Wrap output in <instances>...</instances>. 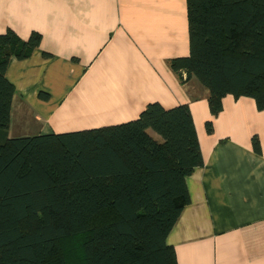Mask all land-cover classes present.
I'll list each match as a JSON object with an SVG mask.
<instances>
[{"label":"trees","instance_id":"1","mask_svg":"<svg viewBox=\"0 0 264 264\" xmlns=\"http://www.w3.org/2000/svg\"><path fill=\"white\" fill-rule=\"evenodd\" d=\"M187 16L189 54L171 69L202 80L212 116L227 95L264 110V0H187ZM40 43L38 32L0 33V264H179L167 238L190 203L186 178L204 164L189 105L151 102L117 124L9 136L8 64ZM252 146L261 152L257 136Z\"/></svg>","mask_w":264,"mask_h":264},{"label":"crops","instance_id":"2","mask_svg":"<svg viewBox=\"0 0 264 264\" xmlns=\"http://www.w3.org/2000/svg\"><path fill=\"white\" fill-rule=\"evenodd\" d=\"M8 30L41 34L8 64L9 136H18L16 115L40 123L38 133L67 132L132 120L151 102L187 103L204 164L186 178L190 203L167 242L179 264H264V110L227 95L212 116L202 80L171 69L190 50L187 0H0V33Z\"/></svg>","mask_w":264,"mask_h":264},{"label":"rangeland","instance_id":"3","mask_svg":"<svg viewBox=\"0 0 264 264\" xmlns=\"http://www.w3.org/2000/svg\"><path fill=\"white\" fill-rule=\"evenodd\" d=\"M40 123H33L31 119H26L18 117L17 115L12 120L11 135H32L33 133H38L35 130L37 129Z\"/></svg>","mask_w":264,"mask_h":264}]
</instances>
